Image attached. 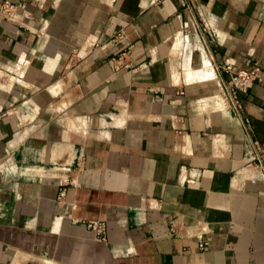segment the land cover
<instances>
[{"label":"crops","instance_id":"0c3cea01","mask_svg":"<svg viewBox=\"0 0 264 264\" xmlns=\"http://www.w3.org/2000/svg\"><path fill=\"white\" fill-rule=\"evenodd\" d=\"M3 1L0 264H264V0Z\"/></svg>","mask_w":264,"mask_h":264},{"label":"built area","instance_id":"2783aa9c","mask_svg":"<svg viewBox=\"0 0 264 264\" xmlns=\"http://www.w3.org/2000/svg\"><path fill=\"white\" fill-rule=\"evenodd\" d=\"M16 5L17 2L13 0H4L2 3L3 16L13 17V11L15 10ZM220 68L230 74V77L226 80L225 85L231 95V98L238 104H240L239 92L247 89L252 83V80H254L261 72V66L259 64H255L247 68H239L232 63L226 62L220 65ZM90 224L97 231L101 239H107V228L104 221H95ZM205 244L206 243L202 246L204 247Z\"/></svg>","mask_w":264,"mask_h":264}]
</instances>
